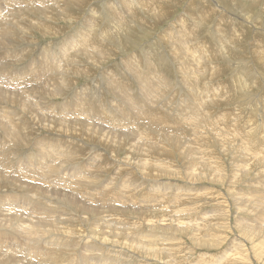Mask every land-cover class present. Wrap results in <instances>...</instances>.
<instances>
[{
    "label": "rangeland",
    "instance_id": "obj_1",
    "mask_svg": "<svg viewBox=\"0 0 264 264\" xmlns=\"http://www.w3.org/2000/svg\"><path fill=\"white\" fill-rule=\"evenodd\" d=\"M120 1H126L128 3L126 5L124 2L126 6L133 5L124 10ZM135 1L137 2L130 3L127 0L66 2L64 0V3L60 4L58 0H50L55 3V6L53 7V4L47 6L52 8L48 13L40 18H33L31 15L29 19L35 22L24 21L23 25L26 28L17 26L16 32L13 31L21 39H31V41L10 50L5 47V51L0 53V59L4 58L0 64L7 65L0 72L6 73V76L10 73L17 75V80L25 79L27 84L30 81L32 85L33 80H28L32 70L36 73L44 71L47 73V71L52 72V69L63 67V62L59 60L47 63L46 60L50 58L49 56L60 53L64 42L82 29L80 24L87 22L89 45H97L98 52L102 53L100 57L104 55L97 64L93 63L95 58L87 56L81 61V71L72 65L69 71L73 79L71 87L60 97L51 98L47 104L46 102L41 104V93L38 101L34 100L35 95L32 97L34 101L32 98L28 101L18 92H8V97L6 96L8 101L4 104L6 109L2 110L4 107H0L2 116L0 120L5 121V118L10 119V122L16 119L17 121L18 119L28 120V123L27 121L24 123L29 130H33H30L32 135L29 143L26 142L22 147H16L17 144L14 142H8L9 145H7L8 133L5 130L9 128V125L4 126V132L0 130V146L3 140L4 143L6 142V145L0 148V175H2L0 181L6 182V188L0 189V193L3 191L2 196L5 199L17 195L23 202L19 203L16 201L17 198L8 201V204L7 201L0 202V207H8L5 209L8 212L0 217L17 222L13 232L0 231L9 234L5 238L0 234V245L3 246L0 264H30L28 259L34 264H50L48 261L40 263L37 260L35 246L38 243L39 246L42 244V247L47 245L46 242L49 243L53 238L51 232L44 228L45 232H41L42 236L39 234L38 241L32 235L27 237L26 227L31 225L29 217L32 214L26 215V207L30 205L37 212L43 210L40 202L30 203L34 192L29 190L28 183L33 185L35 182H44L41 189H45L48 192L47 195L51 194L50 198L53 199V201L48 199V203L51 202L50 213L56 214L55 217L61 215L55 205L62 201L63 190V193H67V190L71 192L75 184L66 185L68 188L65 191L66 187L63 188L61 185L60 187L58 181L52 180L49 175L44 176L45 174L41 170L36 171L35 167L39 168L42 163L38 160L39 156H43L40 154L44 152L45 142L69 145L74 141L79 143L75 145L78 149L76 148L74 155L67 158L68 161L60 158L56 162L57 165L63 162L66 163L65 166L69 165L64 167L66 169L62 167L56 172L60 174V177L66 176L67 178L64 179L68 180L71 169L77 175L96 181L93 186L98 188L100 193L90 189L88 192L72 191L75 197L88 199L87 206H90V201L91 205L98 202V194L108 192L107 189L111 191L118 188L120 183H124L123 181L131 174L133 176V182L132 179L127 180L130 181V185L133 183L127 196L133 195L134 198L135 193L136 197L124 209L125 222L120 221L118 226L121 228L128 225V228L126 227L122 233L116 230L118 232L116 235L114 230L110 231L112 232L110 234L107 232L110 229L105 228L109 238H114V244L117 246L114 249L120 253L119 255L108 253L106 257H109V260L114 259L116 264H264V0H157L154 5H150L148 0ZM16 2L14 13H20L22 20L28 19L29 7L32 3L37 6L42 5L41 0H33V2L27 0L23 4H19V0ZM5 10L4 7L3 13L6 14L7 10ZM103 10L107 13L104 19L91 17L94 11L103 12ZM2 15L0 13V20ZM109 17L114 22H124L123 25L127 30H124L122 36L117 34L113 26L111 27L114 32L110 36L106 34L110 30ZM101 30H104L103 34ZM180 33L185 34L179 36ZM188 33L190 36L186 35ZM221 38L230 39L232 46H227L225 50L220 49L219 52L217 42ZM179 40L185 42V45H180ZM186 40L189 41V45ZM178 45L181 52L178 56H174L171 48ZM8 51L11 52L8 53ZM200 51L202 53L209 51L203 57L210 61L202 60ZM13 53L16 55L11 56ZM61 55L62 52L59 57ZM18 60L20 61L17 62ZM190 60L192 62L195 60L194 64ZM129 61L142 68H148L147 64H153L151 69L156 70L155 76L160 75L167 79L166 84L169 85L164 84L168 88L159 89L158 83H155V91H148L145 85H141L137 75L132 78L125 73L124 69H127ZM10 63L14 64L8 65ZM63 71L64 69H60V72ZM114 74L128 84L131 93L128 100L133 104L137 102L135 107H126L127 98L124 94L117 103L113 100L109 85L113 81ZM0 81L1 89L10 87L9 80L7 84L2 79ZM40 81L47 83L50 80L39 77L38 82ZM26 83L23 81L20 85L25 86ZM24 86L19 88L22 89ZM18 89L16 88V91ZM43 91L45 90L41 92ZM205 92L210 93L206 95ZM206 96L208 97L205 100ZM77 98L87 99L95 105L107 104V108L105 111L94 107L95 111L77 109V103L80 107ZM22 99L27 100L28 103L34 102L33 104L36 105L34 111L38 116L49 115L51 120L46 122L47 128L43 127L44 120L47 118L38 125L34 124L29 116L20 112L19 103L23 102ZM123 99L126 100L124 103H122ZM187 104L198 108L200 115H206L207 124H198L197 117L194 119L197 114H194V117L188 115L190 113L185 111L184 107ZM108 105L114 106L113 114ZM50 108L56 110L53 111ZM125 110L129 119L124 116ZM5 111L9 112L10 116L8 113H3ZM183 111L187 113H181ZM95 112H99L96 114L101 117L95 116ZM101 112L104 114L102 115ZM72 113L74 118H70ZM59 114L60 117L66 115L65 117L78 122L84 119L97 125L100 122L106 128L105 131L116 126L117 134H124L123 145L119 146L118 151L112 153L113 149L110 147L117 141L114 137L107 136L106 141L102 143L99 139L87 142L60 135L56 129H50V123ZM121 117L123 121H120ZM111 118H114V121ZM141 130L144 131L142 136L147 139L142 137L139 141L141 137H137L136 134ZM35 148L43 151L40 153L37 150L35 155ZM2 150L11 151L12 154L9 157ZM80 153L83 156H80ZM95 154L105 157V161L94 160L92 156ZM92 160L94 161L89 162ZM112 160L116 163L110 168L109 164ZM32 161L33 164H31ZM118 163H125L121 170H118ZM88 165L99 169L104 174L102 180L94 178L92 171L88 172L90 167ZM53 169L54 167L51 166L50 170ZM28 170L35 178L27 176ZM19 176L23 180H19L21 184L17 185ZM13 177L16 180H10ZM86 183H88L87 180ZM16 186L22 189L19 190L20 188ZM56 186H59L60 190L62 188V192ZM148 191L152 194L156 193V198L145 196L147 194L142 195L143 192L148 193ZM56 194L58 197H55ZM59 207L63 209L62 211L68 212L65 213L66 215L62 212V217L76 219L72 212L69 213V208L61 204ZM107 208L104 207V209ZM35 217L36 215L31 218V221L32 219L36 221ZM89 218L85 222L93 224L94 220ZM106 221H109L106 216L99 214V220L95 221V226H99L100 223L106 226ZM85 222V228L89 232ZM80 227L82 225L77 228ZM248 227L252 230L247 231ZM85 228L80 230L87 232ZM88 232L87 236L90 235ZM144 232H148V235ZM149 232L156 236H166L168 239L152 242ZM79 235L86 236V234ZM137 235L146 238L140 243L134 242V239H140ZM138 243L147 246V251L135 254L129 249ZM159 243H164L161 246L164 247V253L166 252L164 256L161 255V251L156 250ZM109 244L102 241L99 246L111 251L113 247L108 246ZM10 246L12 247L9 249ZM84 246L76 242L70 244L65 256L67 257L69 253V256L75 258L74 261L82 260L86 252ZM104 254L102 252L100 255ZM66 257L58 258V260L54 258L55 264H60L62 261L64 263ZM89 257L92 256L89 254ZM100 263L98 259L91 264Z\"/></svg>",
    "mask_w": 264,
    "mask_h": 264
},
{
    "label": "bare ground",
    "instance_id": "obj_2",
    "mask_svg": "<svg viewBox=\"0 0 264 264\" xmlns=\"http://www.w3.org/2000/svg\"><path fill=\"white\" fill-rule=\"evenodd\" d=\"M18 1V0H17ZM27 0H19V4H23L25 3ZM61 3H64V0H58ZM66 2L70 1V0H65ZM128 2L130 3H136L137 1L135 0H127ZM145 1V0H143ZM142 1V2H143ZM31 2H33V0H31ZM58 2V3H59ZM122 1H120L119 3H121ZM126 3V1H124ZM122 2L121 4V7L125 10L126 7L128 8H131V6H126L128 5V3H125ZM149 4H155V2H157V0H148ZM15 3L16 0H0V13L3 14L2 15V19L0 20V53L5 51V47H7L9 50L12 49V48H16V47H20L21 44L23 43H26V42H30L31 39H27V40H24V39H21L18 35L14 34L13 31H15L16 27L17 26H20L21 28H26L24 25H23V22L25 21H30V22H35V21H32L30 20V16L32 15L33 18H40L41 16H43L44 14L48 13L49 10H51L52 8H49L47 6L49 5H52L53 7L55 6L53 2H50V0H41V4L42 5H35L34 3H32L29 7V17L27 20H22V16L20 13H14V8H15ZM4 4V5H3ZM114 4V3H113ZM143 4V3H142ZM147 4V3H146ZM58 5V4H57ZM149 5V6H150ZM59 6V5H58ZM148 6V7H149ZM6 8V14L3 13V8ZM60 7V6H59ZM151 7V6H150ZM155 9V8H153ZM92 13V12H91ZM138 13V12H137ZM129 14V13H128ZM105 15H107V13L103 10V12H99V11H94L91 15L96 17L97 19L98 18H105ZM47 17V15H46ZM49 21H50V17H49ZM29 22V23H30ZM51 22V21H50ZM109 22H110V30L106 33L108 36H110L114 31H113V28L111 26H113L115 28V30L117 31V34L122 36L124 30H127L125 28V26L123 25L124 22L122 23L121 21H118V22H114L112 20L111 17H109ZM133 22V21H132ZM182 22V21H181ZM87 23V22H86ZM85 24H80V27L82 28L80 31L76 32L75 35L70 39H68L66 42H64V45L63 47L61 48V51L60 53L62 52V55L59 57L60 53L57 52V54H54L52 56H49L50 58H47L48 60H46V63L48 61H52V62H55L56 60H59L60 62H63V67L62 68H56V69H52V72L51 71H44V72H41V73H36V72H33V70L31 71V74L29 76V79L28 80H33V84L31 85L30 81L29 83L27 84L26 83V80L25 79H20V80H17V75H14L12 73H10L8 76H6V73H1L0 72V79L6 81L5 84H7V80H9V85L10 87L7 86V88L5 89H1L2 91H0L1 95H0V107H4L5 103L8 101L7 97H8V92H12V93H20L19 95L22 97V98H26L29 99L34 97L35 95V98L34 100L38 101L37 99H40L38 98L40 93L42 95V100H41V104L45 103L46 104L48 103L47 101H49L51 98L53 97H60L63 93L67 92L69 90V88L71 87V82L73 81V79L70 77V69L72 68V65L74 67H76L79 71L82 70V68L80 67L82 64H81V61L84 60L87 56H89L90 58H95V60H93V63H96L101 60L103 58V56L100 57V55H102V53L98 52V46L97 45H93V44H90V39H89V35L87 34L88 32V25ZM97 23V22H96ZM95 23V24H96ZM94 24V25H95ZM133 24V23H132ZM123 25V26H122ZM186 25V24H185ZM96 28V26H95ZM31 31V30H30ZM103 31L102 34L104 33V30H101ZM131 31V30H130ZM16 32V31H15ZM181 34H185V33H180L179 36ZM32 35V33H31ZM48 35V34H47ZM187 36L189 35L186 34ZM30 36V35H29ZM185 36V35H183ZM190 36V35H189ZM194 36V35H193ZM12 38L14 40H12ZM191 38H192V35H191ZM194 38V37H193ZM129 40V38H127ZM187 39V38H186ZM190 39V38H189ZM188 39V40H189ZM182 41V40H181ZM179 40V43L180 45H185V42H181ZM185 41V39L183 40ZM187 41V40H186ZM181 43H184V44H181ZM189 43V41H187V44ZM199 44V42H198ZM173 46V50L171 48V51H173L174 53V56H178L181 52L180 49H179V46ZM189 45V44H188ZM192 45V44H191ZM200 46V45H199ZM227 46H232V43H231V40L230 39H225L223 40L222 38L217 42V49L219 50L220 52V49L221 50H225L226 48H228ZM170 47V46H169ZM183 48V47H182ZM181 48V50H182ZM196 48V47H195ZM194 48V49H195ZM197 49V48H196ZM195 49V51H196ZM203 49V48H202ZM17 50V49H16ZM15 50V51H16ZM193 50V49H192ZM198 50H201L198 48ZM205 50V48H204ZM207 50V49H206ZM14 51V52H15ZM185 51V49H184ZM228 51V50H227ZM11 52V51H8V53ZM72 52H75V53H72ZM207 52L209 51H203V53L200 51V54L202 53L201 57H202V60H206V61H210L209 59H206L203 57V55H207ZM223 52V51H221ZM5 53V52H4ZM16 53V52H15ZM15 53H13L11 56H14L16 55ZM177 53V54H176ZM3 54V53H2ZM72 54H75V55H72ZM182 54V53H181ZM209 54V53H208ZM184 56V54H183ZM185 56H186V53H185ZM188 56V55H187ZM6 57V56H5ZM96 57H100V58H96ZM194 57V56H193ZM209 57V56H207ZM8 58V57H6ZM186 58V57H184ZM4 59V58H3ZM3 59H0L3 60ZM21 60V59H20ZM20 60H18L17 62H19ZM189 60V58L187 59V61ZM128 61V60H127ZM136 61V60H135ZM191 61V60H190ZM192 62V61H191ZM195 62V60L193 61ZM192 62V63H193ZM16 63V62H14ZM14 63H10L8 65H11L14 64ZM127 63V62H126ZM180 63H182V61H180ZM184 63V62H183ZM95 64V65H96ZM142 64V63H141ZM189 64V63H188ZM194 64V63H193ZM126 65V64H125ZM187 65V63H186ZM7 65H1L0 64V71ZM153 66V64H147V67L148 68H145L146 70H144V68H142L140 65H135L132 61H129L127 63V69H124L125 70V73L128 75H130L132 78H134L136 75L138 76V79L139 81L141 82V85L146 87V89L148 91H155V83H158L157 84V88H165L167 89V87H165V84H166V80L163 76H155V72L156 70H152L151 67ZM126 67V66H125ZM38 69V68H37ZM41 69V68H40ZM60 69H64L63 72H60ZM42 70V69H41ZM43 70H45V68L43 67ZM76 70V69H75ZM205 70V69H204ZM209 70V69H208ZM39 71V70H38ZM77 71V70H76ZM205 72V71H204ZM206 72H207V69H206ZM75 74V73H74ZM77 74V73H76ZM79 74V73H78ZM125 74V75H126ZM113 75V74H112ZM133 75V76H132ZM15 76V78L13 79V77ZM39 77L43 78V79H47V80H50L48 81L47 83H42L40 81V83L38 82V79ZM113 77V81L111 82V84L109 85V92L111 93L112 95V98L114 101H117L118 100H121V98L124 97V95L126 96V100H127V103H126V107H129V108H133L132 106H136L137 105V102H135L133 104L132 101H129L128 98L130 96V90H129V86L127 83H125L124 81H122L120 79V77L118 75H115L112 76ZM125 77V76H123ZM159 77V79H157ZM126 78V77H125ZM13 79V80H12ZM157 80H159L158 82H156ZM23 81L26 83V85H20L23 83ZM1 82V81H0ZM10 82H14V84H10ZM36 85H35V84ZM165 83V84H164ZM52 87H51V85ZM166 85H169V84H166ZM2 86V85H1ZM20 86H24L22 89H20L19 87ZM29 86H31V88H29ZM38 86V87H37ZM4 87V86H3ZM2 87V88H3ZM25 87H27V89H25ZM44 87V88H42ZM12 88V90L10 89ZM16 88L18 89V91H16ZM40 88V89H39ZM14 89V90H13ZM42 90H45L43 92H41ZM91 90V89H90ZM158 90V89H157ZM91 92V91H90ZM161 92H164V91H161ZM160 92V93H161ZM190 92V91H189ZM208 92V91H207ZM107 93V92H106ZM109 93V94H110ZM206 93V92H205ZM210 93V92H209ZM209 93L206 95H209ZM85 94V93H84ZM124 94V95H123ZM212 94V93H211ZM210 94V95H211ZM7 96V97H6ZM9 96H10V93H9ZM15 96V95H14ZM160 96V95H159ZM80 97V96H79ZM84 98H86L85 96H83ZM208 96H206L205 100L207 99ZM84 98H81L80 100L77 98V101L79 100L80 102V107L78 106V103L76 105L77 109H82V110H93L95 111L94 108H97L98 110L100 111H105V108L107 104H98V105H95L94 103H90L87 99H84ZM21 100V98H19ZM209 99V98H208ZM24 99H22L23 101ZM33 100V98H32ZM33 100V101H34ZM75 100V99H74ZM126 100H122V103H124ZM27 101V100H26ZM26 101H23L21 103H19V109H20V112H23V114L29 116L31 118V120L33 121V123H37L38 125H40V123L45 119L47 118V120H44V124L43 127H46L47 128V123L46 122H49L51 119L49 118V115L48 116H38L36 114V112L34 111V107L36 106L35 104H33L34 102H26ZM74 103V102H73ZM132 103V104H131ZM16 104V103H15ZM69 104V103H68ZM206 104V103H205ZM123 105V104H122ZM188 105V104H187ZM187 105H184L185 107V111H188L190 114L188 115H191L192 117H194L193 115L194 114H197V116L194 117V119H196L197 117V123L200 124V125H203L204 124H207V121L205 120H208L206 119L205 116L203 115H200L199 114V110L198 108H195V107H191V106H187ZM46 106V105H45ZM68 106V105H67ZM140 106V105H139ZM194 106V104H193ZM196 106V105H195ZM38 107V105H37ZM36 107V108H37ZM94 107V108H93ZM108 107H111L110 108V112H112V108L114 106H110L108 105ZM143 107V106H142ZM183 107V105H182ZM49 108V107H48ZM47 108V109H48ZM67 108V107H66ZM6 109L5 107L2 109L4 110ZM10 109V108H9ZM76 109V108H75ZM124 109V108H123ZM11 110V109H10ZM9 110V111H10ZM37 110V109H36ZM50 110H53L55 111L56 109L54 108H50ZM40 111V109H39ZM59 111V110H58ZM185 111L181 112V113H184ZM78 112V111H76ZM81 112V111H80ZM89 112V111H88ZM109 112V113H110ZM125 112L126 110L123 112L124 113V116H126V118H128V114L126 112V115H125ZM179 112V111H178ZM3 113H8L9 116H10V113L9 112H3ZM53 113V112H52ZM87 113V112H85ZM99 112H95V114ZM102 113V112H101ZM171 113V112H170ZM187 113V112H185ZM13 114V112H12ZM11 114V115H12ZM88 114V113H87ZM94 114V115H95ZM96 114L95 116H100ZM104 113H102L103 115ZM106 114V112H105ZM113 114V112H112ZM115 114V113H114ZM120 114V113H119ZM22 114H20L21 116ZM43 115V114H42ZM80 114H78L79 116ZM91 115V114H90ZM93 115V116H94ZM183 115V114H182ZM186 115V114H184ZM55 116V115H54ZM66 116V115H65ZM65 116H62L60 117V114L58 117L55 118V120H53V122L50 123L51 127L50 129L51 130H54L56 129V132H58L60 135H64V136H69L70 138L73 137V138H79L84 140V141H91L93 142L95 139H99L100 142H104L106 141L105 138L107 136H111V137H114L115 139H117V141L115 142V144L110 147L112 148V153L118 151L119 149V146H122L123 145V142H124V139H123V136L124 134H117V130H116V126H113V127H110L109 128V131H105L106 128H104L102 126V124H100V122L97 124H95L94 122H90L88 120H81V122H78L76 120H72V119H69ZM77 116V114H76ZM107 116V114H106ZM105 116V117H106ZM190 116V117H191ZM1 114H0V118H1ZM6 117V116H5ZM8 117V116H7ZM23 117V115H22ZM26 117V116H25ZM51 117V116H50ZM83 117V116H82ZM85 117V116H84ZM101 117V116H100ZM110 118V116H108ZM114 117V116H113ZM189 117V118H190ZM191 117V118H192ZM19 118V117H18ZM70 118H74V114L72 113V116ZM77 118V117H76ZM95 118V117H94ZM115 118V117H114ZM114 118L112 119L114 121ZM208 118V117H207ZM2 119V118H1ZM4 119V118H3ZM14 120V118H12ZM96 119V118H95ZM98 119V118H97ZM109 119V120H111ZM129 119V118H128ZM152 119V118H151ZM150 119V120H151ZM171 119V118H170ZM186 119V118H185ZM91 120V119H90ZM102 120V119H101ZM107 120V119H106ZM116 120V119H115ZM124 119L121 117L120 121H123ZM155 120V118H154ZM173 120V119H172ZM27 121L28 123V120H24V119H16V121L14 122H10V119H6L5 118V121H2L0 120V130L2 132H4V126L6 125H9V128H7L5 130V132L8 133V138H7V145L8 142H14L16 143V147H22L23 145H25L26 142L29 143V140H30V136L32 135L30 130H29V127L27 126V124H25L24 122ZM97 121V120H96ZM112 121V122H113ZM30 122V121H29ZM102 122V121H101ZM31 123V122H30ZM104 123V122H103ZM117 123V122H116ZM193 123V122H192ZM196 123V125H197ZM198 126V125H197ZM35 130V129H34ZM38 130V129H37ZM33 131V130H32ZM114 133H113V132ZM35 133V132H34ZM38 133V132H37ZM139 134H136L137 137H141L139 139V141L142 139V134L144 133L143 130L141 131H138L137 132ZM39 134H40V131H39ZM38 134V135H39ZM37 135V134H36ZM146 136V135H145ZM148 136V135H147ZM120 138V140H119ZM145 138V137H144ZM5 139V138H4ZM46 139V138H45ZM122 139V140H121ZM147 139V138H145ZM6 140V139H5ZM14 140V141H13ZM6 142L4 143V140H3V144L0 146L1 147H4L6 145ZM78 142L74 141V142H71L69 145H65V144H61V143H46L45 142V149H44V152L43 154L41 153V149H34L35 152L34 154L36 153V151L38 150L41 154L40 155H43V156H39V162L41 161L42 163H40V166L39 168L38 167H34L37 168L35 169L36 171H39L41 170L45 175L44 176H50V178L53 180L55 179L56 181H58L60 184L59 186L61 185L63 188H65V191L67 190V186L66 185H70L71 184H75V188L72 190V191H76L77 193L78 192H88V190H94V191H98L97 190L98 188H94L93 185L96 184V181L90 179V178H86V177H82L81 175H77L73 172V170L70 169V177L68 180L64 179L66 176H63L60 177V174L57 173L56 171L58 170H61L62 167H66L68 165L65 166L64 162L63 164L59 163V165H57V161L61 158H64L67 160V158L69 157H72V155H74L73 153L76 151V147L75 145H77ZM5 144V145H4ZM79 145V143H78ZM81 146V145H80ZM15 147V148H16ZM82 147V146H81ZM80 147V148H81ZM14 148V147H13ZM29 148V147H28ZM101 148V147H100ZM78 149V148H77ZM1 150V149H0ZM15 150V149H14ZM155 150V149H154ZM3 153H5L6 155H8L10 157V155L12 154V152H8L7 150H2ZM82 153L84 151H81ZM153 152V151H152ZM82 153H80L79 155L80 156H83ZM131 153V152H130ZM36 155V154H35ZM77 155V154H76ZM30 157V156H29ZM34 157V156H33ZM94 160H98L100 161L102 159L101 162H104L105 161V157L99 155V154H95L94 156ZM130 157V156H129ZM17 157H15L16 159ZM85 158V157H84ZM88 159V158H87ZM94 160L92 161H89V162H93ZM31 161V160H30ZM61 161V160H60ZM68 161V160H67ZM27 162V161H26ZM36 162V160H35ZM51 162V163H50ZM71 162V161H70ZM121 162V161H120ZM115 160H112V162L109 164L110 168L113 167L115 165ZM31 164H33V161L31 162ZM119 164V163H118ZM121 164V163H120ZM118 166V170H121L123 168L122 165L124 164H121ZM108 165V164H107ZM53 166L54 169L53 170H50V167ZM90 166V165H88ZM87 166V167H88ZM108 166V167H109ZM127 166V165H126ZM23 168V167H22ZM109 168V169H110ZM26 169V168H25ZM30 169V168H29ZM66 169V168H64ZM116 169V168H115ZM134 169V168H133ZM86 170V169H84ZM117 170V169H116ZM138 170V169H137ZM35 171V172H36ZM92 171V175L94 176V178H100V180H102V175H104L99 169L97 168H94V167H89V173H91ZM104 171V169H103ZM152 171V170H151ZM154 171V170H153ZM156 171V170H155ZM29 172V170H28ZM31 172V171H30ZM30 172L28 173V177L30 178H35L33 177ZM34 172V170H33ZM64 172V171H63ZM158 172V171H157ZM27 173V172H26ZM68 172H66V175L68 176ZM65 174V172H64ZM2 176V175H0ZM43 176V177H44ZM11 177V176H10ZM27 177V178H28ZM6 178V177H5ZM21 177L19 176V179H17L18 183L17 185H20L21 183L19 182V180H23L22 178L20 179ZM42 178V177H41ZM49 178V179H50ZM67 178V177H66ZM7 179V178H6ZM9 179V177H8ZM88 181V183H86V180ZM128 179H132V182H133V176L132 174L130 175L129 178L125 179L123 182L124 183H120L119 187L118 188H115L114 190L111 189V191H109L110 189H107L108 192H104L102 194H96L97 195V203L95 205H91V201L89 203V205L91 206H87V200L86 199H83V198H78L75 197V194L72 193V191H68L67 190V193H63L62 192V188L61 190L56 186V188H58V190H60L62 193H61V202L58 203V205H55L56 206V209L59 210L61 212V215H59L58 217L55 215L56 214H52L50 213V208H49V205L51 204L48 203V199H52L50 198L48 194V192L45 190V189H41V187L44 186V182L43 183H40V182H35L32 184H29L28 183V187H29V190L33 191L34 192V197L33 199L30 201L31 204H34L35 202H40L43 206V210L41 212H37L32 206L28 205L29 207H26L27 209V212H26V215L28 213V215H31V217H29V220L31 222V225L27 226L26 229H27V237H29V235H32V237L35 238V240H39V237L42 236L41 235V232L44 233L45 230L47 229L48 232L52 234L53 238L52 240L46 244L44 247H42V244L39 246V243L36 244V251H35V256L37 258L38 261H41L44 262V261H48L50 264H55L54 262V258H62V257H66L65 254H66V251L67 249L70 247V244L72 243H77V244H84L85 248H84V251L85 252V256L77 261H74L75 258H73V256H69V253H68V256L66 257L65 262L62 263L60 262V264H91L92 262H96L98 259H100L101 263L100 264H116L114 259H110L109 260V257H106L108 255V253H111L110 255H114V253L116 254H120L119 251L115 250L117 248V246L114 244V238H109V236L106 234V229L105 228H109L110 230L107 231V232H110V231H113L116 234H118V232H116V230H120L119 233H122V231H125V228L127 227L128 228V225L124 226V227H118L120 226V221H123L125 222V219H124V209L126 208V206H128V203L130 201H132L136 196H135V193H134V198H133V195H130L127 196L128 194V191H129V188L133 185V183H131L132 185L129 184L130 181H127ZM10 180H16L15 177H13L12 179ZM39 180V179H38ZM51 180V182H52ZM85 180V181H84ZM118 180V179H116ZM43 181V180H42ZM70 183V184H67L66 182ZM112 181V179H111ZM25 182V180H24ZM55 182V181H54ZM53 182V183H54ZM116 182V181H115ZM20 183V184H19ZM117 183V182H116ZM49 184V182H48ZM154 184V183H153ZM112 186V184H110ZM6 182H2L0 181V189H5L6 187ZM47 186V185H46ZM60 186V187H61ZM109 186V185H108ZM8 187V186H7ZM18 188H20L19 190H21L22 188L20 186H16ZM48 187V186H47ZM114 187V186H113ZM117 187V185L115 186ZM73 188V187H72ZM106 188V187H105ZM109 188V187H107ZM157 188V187H156ZM162 188V187H161ZM160 188V189H161ZM17 189V188H16ZM48 189V188H47ZM103 189V188H102ZM134 189V188H133ZM9 190V189H8ZM57 190V189H56ZM137 190V189H135ZM154 190V189H153ZM16 191V190H15ZM141 191V190H140ZM143 191V190H142ZM152 191V189H151ZM163 191V190H162ZM17 192V191H16ZM70 192V193H69ZM75 192V193H76ZM90 192V191H89ZM97 192V193H98ZM101 192V191H100ZM99 192V193H100ZM155 192V191H154ZM158 192V191H157ZM2 193L3 191H1L0 193V202H4L7 201V204H8V201L10 200H15V198H17L16 201H18L19 203H23L19 197L16 195V197L11 196L7 199H5L3 196H2ZM7 193V192H6ZM94 194V192H92ZM161 193V192H159ZM5 194V193H4ZM87 194V193H86ZM144 194H147L145 196H148V197H154L156 198V193H151L150 191H148V193H144ZM80 195V194H79ZM82 196L84 194H81ZM163 195V194H161ZM165 195V194H164ZM37 196V197H36ZM54 196V195H53ZM36 197V198H35ZM55 197H58V195L56 194ZM138 197V196H137ZM161 197V196H160ZM165 198V196H162ZM71 198V199H70ZM93 198V197H92ZM159 198V197H158ZM57 199V198H56ZM60 199V198H59ZM131 199V200H130ZM58 200V199H57ZM93 200V199H92ZM96 200V199H95ZM162 200V198H161ZM53 201V199L51 200ZM85 201V202H84ZM165 201V200H164ZM174 201V200H173ZM161 202V201H160ZM163 202V200H162ZM64 206L66 208H69L70 211L69 213L72 212V214L74 215V217L76 219H71V218H64L62 217V212H64L63 214L66 215L65 213H68L66 211H62L63 209H61L59 206ZM117 205H119V208H117ZM123 205V206H122ZM96 206V207H94ZM52 207V206H51ZM104 207H108L107 209H104ZM122 209H121V208ZM8 209V207H5V206H2L0 207V216H4V213L8 212V211H5V209ZM22 208V207H21ZM55 208V207H54ZM54 210V209H53ZM30 212V213H29ZM59 213V212H58ZM35 220L32 219L31 221V218L35 215ZM99 214L100 215H103V216H106V219L109 220V221H106L105 224L106 226H103V224L100 223L99 226H95V221L96 220H99ZM143 214V212H142ZM7 215V214H6ZM23 215V214H22ZM69 215V214H68ZM147 216V215H146ZM8 217V216H6ZM26 217V216H25ZM23 217V218H25ZM68 217V216H67ZM92 218L94 221H93V224L90 222V223H86L85 221L87 220V218ZM143 218H145L143 215H142ZM28 218V217H26ZM89 218V219H90ZM149 219V218H148ZM148 219H146V221H148ZM24 221V220H23ZM92 221V220H91ZM152 221V220H150ZM25 222V221H24ZM28 222V221H27ZM84 222L87 224L88 228H89V232L87 231V229L85 228V225H84ZM149 222V221H148ZM9 223V224H8ZM29 223V222H28ZM17 224V222H15L13 219H5V218H1L0 217V231H6V232H13V229H14V226ZM226 224V223H225ZM80 225H82V227H80L79 229L77 227H79ZM83 227L86 229V231L90 234L87 236V232H84L80 229H83ZM43 228V229H42ZM45 228V230H44ZM11 229V230H10ZM247 229V228H246ZM84 230V229H83ZM252 230L250 227H248L247 231H250ZM154 232V231H153ZM112 232H110L111 234ZM142 233V231L140 232ZM145 234H147L148 232H144ZM0 234L3 235V237L5 238V236H8L9 234L5 233V232H0ZM26 234V233H25ZM40 234V236H39ZM50 234V235H51ZM79 234H86V236H82V235H79ZM46 235V234H45ZM44 235V236H45ZM148 235V234H147ZM79 236V238H78ZM159 236V235H158ZM156 236L154 233L153 234H150L149 232V238L150 240L153 242V241H157V240H161V241H166V236ZM71 237H77L76 239H72ZM31 238V237H30ZM137 238H140L139 240L138 239H134L133 241L134 242H141V240L145 239L146 237H138L137 235ZM137 240V241H135ZM147 240V239H146ZM27 241V240H26ZM105 242V243H110L108 246H112L113 247V250H107L106 248H102L100 247V242ZM44 243V242H43ZM117 243V241H116ZM135 245V247H129V249L131 251H133V253L135 254H142L143 252H146L147 251V246L145 245ZM1 244V243H0ZM164 243H159V245L157 246L156 250L158 251H161V255L164 256L165 253H164V247L162 248L161 246L163 245ZM28 245V244H27ZM110 246V247H111ZM155 246V245H153ZM12 246L9 247V249L11 248ZM34 247V245H33ZM237 247V246H236ZM3 246L0 245V253L1 255L3 254V251L2 249ZM115 248V249H114ZM33 249V248H32ZM123 249V248H122ZM34 250V249H33ZM83 251V252H84ZM156 251V252H158ZM18 252V251H17ZM28 252V251H27ZM105 253L104 255H100L101 253ZM149 252V251H148ZM16 253V252H15ZM27 254V253H26ZM89 254L90 256L92 257H89ZM26 256V255H25ZM22 257V256H21ZM30 257V255H29ZM97 257V258H96ZM124 257V256H123ZM2 258V256H0V259ZM18 258V257H17ZM27 258V257H26ZM31 258V257H30ZM131 258V256H130ZM23 259V258H22ZM33 259V257H32ZM29 260V263L30 264H34V262L30 259ZM63 260V259H62ZM118 260V259H117ZM120 260V258H119ZM91 261V263H90ZM84 262V263H83ZM45 263V262H44ZM23 264V263H21ZM58 264V263H56ZM120 264V263H119Z\"/></svg>",
    "mask_w": 264,
    "mask_h": 264
}]
</instances>
